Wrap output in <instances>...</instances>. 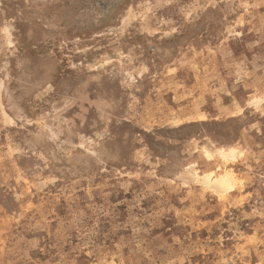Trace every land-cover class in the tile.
<instances>
[{"label": "rangeland", "instance_id": "1", "mask_svg": "<svg viewBox=\"0 0 264 264\" xmlns=\"http://www.w3.org/2000/svg\"><path fill=\"white\" fill-rule=\"evenodd\" d=\"M0 264H264V0H0Z\"/></svg>", "mask_w": 264, "mask_h": 264}]
</instances>
